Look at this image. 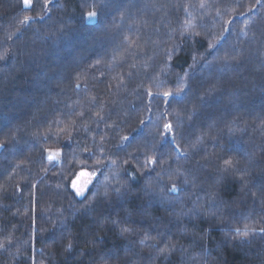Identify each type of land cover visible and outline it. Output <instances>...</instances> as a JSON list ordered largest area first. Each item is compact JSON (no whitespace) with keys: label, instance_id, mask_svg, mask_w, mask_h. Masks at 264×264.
<instances>
[{"label":"trees","instance_id":"1","mask_svg":"<svg viewBox=\"0 0 264 264\" xmlns=\"http://www.w3.org/2000/svg\"><path fill=\"white\" fill-rule=\"evenodd\" d=\"M44 3L0 0V264H264V0Z\"/></svg>","mask_w":264,"mask_h":264},{"label":"snow or ice","instance_id":"2","mask_svg":"<svg viewBox=\"0 0 264 264\" xmlns=\"http://www.w3.org/2000/svg\"><path fill=\"white\" fill-rule=\"evenodd\" d=\"M258 2H259V0H258ZM22 3H23L24 8H25V9H28V8H30V7L32 6V4H33V0H22ZM47 7H48V0H45L44 8L47 9ZM202 7H203V5H202ZM96 16H97V13H96V12H94V11H89V12H87V14H86V16L84 17V19H85L86 22H87V21H92V20H94V19L96 18ZM20 23H21V24H28V23H30V18L27 17V16H25L24 19H23ZM209 47L211 48L212 45L210 44ZM0 59H3V56H0ZM170 95H171V93H169V92H165V93H164V96H165L166 98L169 97ZM149 96H151V92H149ZM142 123H143V122H142ZM164 130H165L166 133H167V132H172V131H173L172 126H171L170 124H167V123L164 125ZM125 139H127V138L125 137ZM174 139H175V137H173V140H174ZM0 146H2V145H0ZM176 151H179V147H177ZM53 155H58V153H54ZM49 158L51 159L52 157L50 156ZM147 163H148V164H153V163H156V161H155L154 158L149 157V158L147 159ZM224 163H225V166H226V167H232V161H231V160H226ZM82 174H83V173H82ZM185 182H187V181H185ZM73 187L76 189V195H77V196H80V195L83 194V190H82V188H77V187H76V182H75V181H73ZM169 191H171V192H178L179 189L177 188V186H176L175 184H173L172 187L169 189ZM123 231L126 232V231H128V229L125 228V229H123ZM262 231H264V230H262ZM236 232H237L238 235H247V234H248L247 231L241 233L239 229H237ZM149 239H152V238L149 237V236L146 234V235H145V240H149ZM142 243H144V241H142ZM70 249H71V245H69V249H68V250H70ZM165 250H166V249H160V251H161L162 253H163Z\"/></svg>","mask_w":264,"mask_h":264},{"label":"rangeland","instance_id":"3","mask_svg":"<svg viewBox=\"0 0 264 264\" xmlns=\"http://www.w3.org/2000/svg\"><path fill=\"white\" fill-rule=\"evenodd\" d=\"M94 20H92V21H94ZM53 154L54 153L51 154V157L54 159L57 158V155H53ZM94 178H95V173L90 172V171L83 170V171H80L78 173V175L73 180L76 182V187L82 188V190H83V194L78 196V197H83L86 194V192H87L88 188L90 187L91 183L93 182ZM71 186H72V189L74 190V192L76 193V189L73 187V182H72Z\"/></svg>","mask_w":264,"mask_h":264}]
</instances>
